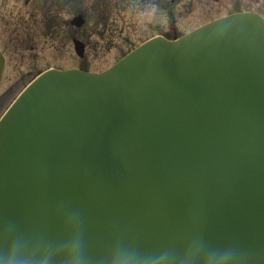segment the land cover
Wrapping results in <instances>:
<instances>
[{"label":"water","instance_id":"water-1","mask_svg":"<svg viewBox=\"0 0 264 264\" xmlns=\"http://www.w3.org/2000/svg\"><path fill=\"white\" fill-rule=\"evenodd\" d=\"M3 62L0 54V77ZM38 132L47 133L54 145L35 140ZM119 132H137L135 144L143 149L151 146L157 153L143 160L128 157L130 147ZM140 132L159 133L147 140ZM185 132H195L196 136ZM250 132L254 139L248 142ZM257 132H264V20L244 12L176 41L155 39L109 73L51 71L42 75L0 123V165L20 181L37 182L36 199L44 192L65 194L61 189H77L83 184L85 192L106 196L115 203L106 215L110 219L118 214L123 219L119 236L93 222L83 224L85 233L90 231L91 242L82 245L93 247L83 257L87 264H263L257 259L264 256L263 160L256 159L261 168L250 171L244 189H238L235 177L240 168H235L236 185L217 186L202 158L208 152L207 143H211L232 148L230 158L241 163L245 155L240 148L244 149L246 142L252 145L259 141ZM107 135L121 147L107 141ZM16 138L30 140L29 151L13 146ZM183 138L196 140L192 150ZM236 138L240 143L233 144ZM166 139L170 145L165 144ZM100 148L109 156L100 155ZM259 149L249 151L264 153ZM148 165L165 169L154 172ZM192 170L200 171L195 175L204 180L190 187L186 173ZM112 176L121 186V195ZM121 178L129 188H124ZM181 184L188 188L182 189ZM194 189L204 194L199 197ZM221 191L230 195V203L245 210L235 214L219 195ZM200 222L205 227H200ZM252 223L259 225L260 233ZM248 230L257 239L250 250L234 248L227 252L229 259H213L210 246L220 255L219 248L251 237L245 233ZM146 231L157 240L144 237ZM170 234L185 240L162 244L163 236ZM110 235L115 238L109 239ZM203 236L210 243L202 240ZM181 243L186 245L182 258L176 251ZM187 243L194 247L190 249ZM163 251L169 252L168 260ZM153 252L162 256L152 259Z\"/></svg>","mask_w":264,"mask_h":264},{"label":"bare ground","instance_id":"bare-ground-1","mask_svg":"<svg viewBox=\"0 0 264 264\" xmlns=\"http://www.w3.org/2000/svg\"><path fill=\"white\" fill-rule=\"evenodd\" d=\"M43 133L45 132H38L33 138H35V140L36 138L39 139L43 145H54L50 136L47 133H45V135ZM119 133L130 147V155L128 157L143 160L147 155L157 153L151 146L147 145L143 149L140 145L135 144L134 139H136L137 132ZM140 133L146 136L145 138L147 140H151L152 138H156L159 132ZM185 133H194V136H196L195 132ZM4 134H7V132H4ZM180 134L183 135L182 132H180ZM257 134L260 137L259 141H254L252 145H250L248 142L254 139V133L250 132L247 134L248 142H246L244 149L240 148V145L238 146L240 152L245 155L241 156L243 159L241 163L240 160L232 156L230 158V150H233L232 148H227L226 146L223 148L220 145L212 146L211 143H207L206 148L208 152L202 154L204 167L215 177L217 186L228 187L236 185L234 180L235 168H240L239 175L235 177L237 179L236 187L238 189H244L245 185L243 186V184L250 171H257L258 168H261L256 165V159H261L264 162V153L254 155L249 151L250 148L252 150H260L259 148L264 150V132H257ZM106 140L110 141L118 149L121 147L113 136L107 135ZM244 140L245 138L243 141ZM182 141L190 150L193 149V145L196 143V140L190 138H183ZM29 142L30 140L26 141L21 138H16L12 143H14L13 146L19 145V147L27 152L31 148V146L28 145ZM232 143L238 144L240 143V139L236 138ZM165 144L170 145L167 139L165 140ZM176 149L181 150L179 146H177ZM98 152L105 157L109 156L102 148H100ZM238 163H240V166ZM148 168L154 172L165 169L164 167H156L154 165H148ZM139 172L143 173L144 171L139 169ZM196 172L200 171L192 170L186 173V177L191 180L187 182V185L190 187L199 185L201 184L200 181L204 180L200 176L195 175ZM168 173L171 175L169 171ZM129 176L136 177L132 172H129ZM156 177L162 178L161 175H156ZM218 179L222 181H218ZM111 180L118 190L117 194L121 195V186L118 180L114 176L111 177ZM121 181L123 182L124 188L130 187L124 179L121 178ZM35 183L37 182L29 183V181H20L9 169L0 165V264H87L83 257L86 256L85 253H90L89 251L92 250L93 247L92 245H82L91 242V239H89L90 236L88 235L90 231L86 232L87 234L84 231L86 230V227H83L84 222H93L103 230H108L112 235L119 236L121 233L118 229L123 226L124 221L118 214H112L110 219L106 215L110 205L115 204L106 196L103 198V196L87 193L83 190L85 189V185L81 184L80 187L82 189H61L65 194L60 195L44 192L43 195H38L36 199L35 194L37 193V189ZM181 185L184 190L188 188L186 184ZM204 186L207 187V185ZM245 190L250 189L245 187ZM193 192L199 197L204 194L198 189H194ZM113 193L114 195L116 194V192ZM219 195L235 214L240 215V211L245 210L240 209L237 203H230V199L228 198L230 195L226 196L225 192L221 191ZM118 206L119 204L117 203L115 206L117 211H119ZM249 210L252 212V209ZM221 216L225 217L226 215L221 214ZM252 224L253 229H257L260 233L261 228H259V225L257 223ZM165 226L170 227L169 224ZM200 227H205V224L200 222ZM239 227H237V229H240ZM146 232L147 234L144 237L150 236L153 240H157L151 231ZM245 233L252 238L248 237L245 239L241 237L242 242L235 243L237 245L233 244L232 246L231 244H227L219 248L218 250L221 252L220 255L216 254V252L213 251V247L210 246L213 259H229L230 256L227 255V252L233 251L234 248L240 247L245 250H250L249 246L252 247V243L257 239L254 237L253 231L248 230ZM114 238L115 237H111V235L109 237L111 240ZM163 238L165 239L162 241V244L166 245H172L180 240H185V237L176 234L163 236ZM201 239L210 243L208 237L203 236ZM229 242L233 243L232 241ZM127 243L129 244L130 240H128ZM153 244L159 245L157 242ZM261 244L264 245V239L261 241ZM187 245L190 249L194 247L189 243H187ZM185 246L184 243H181L176 249L181 258L185 256ZM138 249L142 250L141 248ZM144 253L148 254L146 251H144ZM163 254V258L168 260L167 255L169 252L163 251ZM201 255L205 254L202 253ZM160 256L162 255L156 252L151 254L152 259L159 258ZM247 258L252 259L255 257L253 255H247ZM257 259H261L264 264V256L257 257ZM192 264H200V262L194 261Z\"/></svg>","mask_w":264,"mask_h":264},{"label":"flooded vegetation","instance_id":"flooded-vegetation-1","mask_svg":"<svg viewBox=\"0 0 264 264\" xmlns=\"http://www.w3.org/2000/svg\"><path fill=\"white\" fill-rule=\"evenodd\" d=\"M176 0H0V48L10 56L26 55L32 62L41 60L42 53L62 56L68 51L69 38L85 41L94 37L84 26L77 29L71 20L81 16L85 25L117 23L139 26L148 22L149 6L154 21L164 18V10ZM156 5L154 6V4ZM154 6V7H153ZM110 17L106 21L102 18ZM138 29V30H140ZM112 32L108 34L111 37ZM66 49V50H65ZM23 75L16 82H28Z\"/></svg>","mask_w":264,"mask_h":264},{"label":"rangeland","instance_id":"rangeland-1","mask_svg":"<svg viewBox=\"0 0 264 264\" xmlns=\"http://www.w3.org/2000/svg\"><path fill=\"white\" fill-rule=\"evenodd\" d=\"M234 2L238 3L237 6H239L242 10L252 8L250 10L258 11L264 16V0H213L212 2L210 0H183L177 4L175 2L171 5L170 11L172 15L169 20L165 18L163 22H147L144 24L145 28L141 31V35H139L140 31H137L139 29V26L137 25L134 28H130L127 24L119 26L116 22L108 23L109 25L105 29L97 28L95 30V32H97L95 37L85 40L86 48L83 60L80 61V59L74 55L72 51V44L70 42L68 52H64L62 58H60L57 54L42 53L40 56L41 60L36 61L39 62L37 66H41L43 63H55L56 65L62 66V68H67L81 64L90 71H99L111 62L114 54H120V51L123 53L133 45L142 41L144 39V35L148 33L147 26L149 24H151L150 29L155 32L157 29L160 31L165 29L166 21L173 22L177 33L181 34L194 26L203 23L211 17L222 16L227 14V12H231L232 4ZM202 3H206L205 8ZM151 9L152 6H149V21L152 17ZM92 26L93 25H90L85 28L93 33L91 30ZM110 32H112L111 37L108 36ZM139 36L142 37L141 40ZM104 38L107 40L104 41ZM34 69L35 68L29 64H16L14 62H8L6 73L4 75V81L0 87V106L8 94H12V100L21 91L20 89L13 90L9 88V84L13 82V76L18 75V73Z\"/></svg>","mask_w":264,"mask_h":264}]
</instances>
